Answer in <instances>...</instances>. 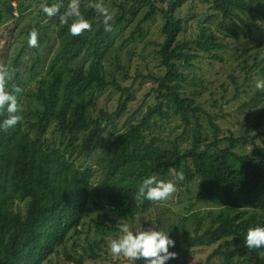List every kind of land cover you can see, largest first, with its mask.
Wrapping results in <instances>:
<instances>
[{"label": "trees", "instance_id": "16d2710c", "mask_svg": "<svg viewBox=\"0 0 264 264\" xmlns=\"http://www.w3.org/2000/svg\"><path fill=\"white\" fill-rule=\"evenodd\" d=\"M193 1L116 2L112 30L105 32L102 17L83 0L82 13L92 31L72 36L59 19L70 0H0V37L5 39L0 66L13 74L7 90L11 85L27 89L18 94L22 122L0 129V264H56L62 252L65 262L86 264L67 247L70 234L93 207L103 230L116 229L107 221L114 226L135 222L151 211L156 203L137 205L134 200L148 176L174 178L177 196L185 188L191 192L189 186H200L189 199L188 214L168 231L170 237L183 233L171 251L178 255L217 245L201 264L214 258L221 264H264V248L249 250L244 244L248 228L264 226V91L256 90L244 103L248 111L240 133H225L218 121L225 116L222 102H230L225 84L217 96L214 82L202 88L190 82L196 62L208 59L216 65L226 61L224 52L239 48V22L263 29L257 18L264 12L249 0H203L204 5L211 2L213 10L195 22L182 13ZM42 4H59L60 12L48 17ZM160 15L159 38L145 43V49L154 46L158 71L149 64L147 73L135 75L152 82L146 98L153 101L144 100L131 110L135 86L125 84L131 76L121 49L144 37L143 25ZM139 16L120 53L112 55L117 35ZM34 29L38 46L29 47ZM263 49L264 42L247 48L238 58L242 63L236 61L244 81L234 72L229 75L234 99L247 93L243 87L255 76L264 78ZM253 51L257 54L250 56ZM129 54L124 59L131 60ZM110 59L123 72L121 77L107 70ZM187 82L196 90H186ZM5 118L6 113L0 115V123ZM180 171L183 181L175 175ZM197 204L211 207L192 210ZM90 247L88 258L103 257L100 242Z\"/></svg>", "mask_w": 264, "mask_h": 264}, {"label": "rangeland", "instance_id": "374dc122", "mask_svg": "<svg viewBox=\"0 0 264 264\" xmlns=\"http://www.w3.org/2000/svg\"><path fill=\"white\" fill-rule=\"evenodd\" d=\"M121 1L123 0H104L105 5L110 9L114 17L118 12L115 3ZM202 1L203 0H194L192 3H189L187 8L185 10L183 9L184 11L182 10V13L185 14L184 16L187 19H193L195 22L203 21L206 14L211 12L213 9L211 2L206 3L204 5ZM249 1L264 12V0ZM85 2L89 3V0H85ZM141 17L142 16H139L138 18L135 17L134 23L128 24L122 35L120 33L117 35L116 50L112 53V55H115L116 51L119 52V47L122 44L123 38L129 37L131 31L135 28L136 24L138 23ZM157 18L158 20L154 22L151 21L143 25L146 31V35L144 37H138L137 41H133L129 43V45H126L125 48L121 49V51H123L122 55H124L123 60L128 63L127 69L128 73L131 76L129 80H125V84L135 86L134 93L136 98L135 101L131 103V110L137 109V107L140 106L144 100L149 99L147 101L148 103H151L153 101V98H146V94L151 91L153 85L152 82L141 78H135V75L138 72L147 73L149 64L151 67L154 68L155 71H158V61L154 60V46L149 45L145 49L146 41L156 40L159 38L158 31L161 26V15ZM257 21L261 26H263V29L257 30V27L253 25L251 26L250 22V25H247L243 22H239L241 26V28H239L238 30L240 36V40L238 41L239 48H237L236 51L231 50L224 52L223 56L226 58L225 62H217L216 65H211L210 60L205 59L199 63L196 62L195 67L191 69L190 82L194 81L195 83H198L199 88L203 87L202 84L210 83L212 81L214 82L212 87L216 88L217 96H220L224 93L222 84H225V86L227 87L228 92L226 94L227 97L230 99V102H222L225 119H223L224 117L218 119V121L222 122L225 133H228V130H232L236 134L240 133L241 123L244 122L245 114L248 111L247 107L243 109V105L244 103H248L250 101V97L254 94L256 90H258L255 88V82L257 80L264 79L259 76H255L249 83H247L243 87V89L247 90V93H242L236 99L233 98L235 88L229 75L234 72L236 76H240V82L244 81V73H242L237 66V62L242 63V60H238V58L240 57L241 53L247 48L254 47L259 43L264 42V16L260 14L257 18ZM249 28L252 30L251 34H248ZM137 36L140 35L137 34ZM3 45H5V39L4 37H0V48H3ZM21 45V43L14 45L10 52L8 63L12 62L17 52L19 51ZM263 50L261 52H263ZM128 51H130L129 55H131L132 57L131 60L124 59L125 53L127 54ZM133 51L136 53L132 55ZM255 54H257V52L253 51L250 53V56ZM262 57L263 55H260L259 60L262 59ZM252 61L253 59L250 58V62ZM115 63L116 61L114 59L107 60V70L109 72L113 70V72H117L118 75L121 77L120 74H122L123 72L118 67H116ZM31 81H34V79L32 78V80H29V82ZM190 82L184 83V85L186 86L185 89H188V91H191L193 89L196 90V86L191 85ZM29 86L31 87V85ZM13 87L14 85H11L8 87V89L11 90ZM192 87L194 88L191 89ZM26 91L27 89L21 91V95H24ZM211 110L214 111L215 109L212 108ZM48 135L50 136L51 134ZM167 181H172L173 183H175L174 178H171ZM176 188L177 191L171 199L167 201L156 202L151 211L145 214H140L135 222L123 221L122 223H118L114 226L107 221L108 226L112 228L115 227V230H103V228L99 229V212L94 207L89 209L87 216L84 219L80 228L70 234L67 247L72 251V253L76 257L83 256L85 258L86 264H130V262L123 257L112 256L107 249L108 242L114 238H118L122 234L120 231V226L124 223H128L129 225H131L133 230H144L155 227L157 230L160 231H171L173 227L179 224L182 216L188 214V209L191 204V200L189 199L199 192L200 186H189L188 188L191 190V192H189L185 188L180 196H177V185ZM210 207L211 206L207 204H197L196 207L192 208V210H206V208L208 209ZM181 237H183L182 232H175L171 236L173 240ZM95 241L100 242L101 246H103V250L99 251L103 255V257L98 260L88 258V254H91L93 252V249H91L90 245L93 244ZM216 246L217 245L199 246L195 248L186 249L185 251L180 252L177 255V258H175L174 260L170 259L169 261H167V264H184L185 262H188L189 264H201V262L206 261V259ZM93 248L96 249L94 245ZM169 250L171 251V249ZM66 262L65 255L63 254V252L60 253L57 257H55L56 264H64ZM140 263H143V260H138L136 262V264ZM67 264L75 263L73 261H69L67 262ZM205 264H221V260L219 258H214L213 261L207 262Z\"/></svg>", "mask_w": 264, "mask_h": 264}, {"label": "clouds", "instance_id": "9594fccd", "mask_svg": "<svg viewBox=\"0 0 264 264\" xmlns=\"http://www.w3.org/2000/svg\"><path fill=\"white\" fill-rule=\"evenodd\" d=\"M83 0H70L66 10L60 15V23L68 26L72 36H80L85 32L92 31V24L82 13ZM88 8L94 9L102 17L104 31L110 32L114 23V16L105 5L104 0H89ZM41 10L48 17L57 15L60 12L59 4H42ZM71 21V22H70ZM37 30H32L28 36V46H38ZM13 74L8 68L0 66V115L6 113V118L0 123V129L8 130L15 128L22 122L23 105L19 99L22 91L19 87L7 90V84L12 80ZM255 88L264 91V79L255 82ZM176 178L180 181L185 179L182 171L177 172ZM177 191L176 184L172 181H164L156 176L144 178L140 184L134 200L137 205H142L145 200L151 202H162L172 198ZM121 235L108 242V252L114 257H123L130 264H136L143 260L144 264H167L170 259H175L177 253L170 251L175 246V241L168 235V232L154 228L144 230H133L131 225L124 223L120 226ZM244 244L249 250L264 248V226L258 225L247 229L244 237Z\"/></svg>", "mask_w": 264, "mask_h": 264}]
</instances>
